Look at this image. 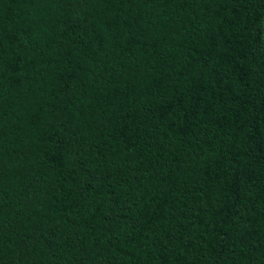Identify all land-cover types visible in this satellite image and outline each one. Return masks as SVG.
I'll return each mask as SVG.
<instances>
[{
    "label": "trees",
    "instance_id": "1",
    "mask_svg": "<svg viewBox=\"0 0 264 264\" xmlns=\"http://www.w3.org/2000/svg\"><path fill=\"white\" fill-rule=\"evenodd\" d=\"M0 264H264V0H0Z\"/></svg>",
    "mask_w": 264,
    "mask_h": 264
}]
</instances>
